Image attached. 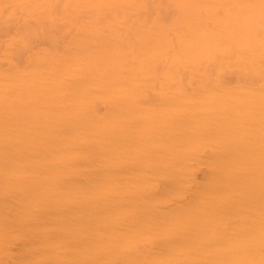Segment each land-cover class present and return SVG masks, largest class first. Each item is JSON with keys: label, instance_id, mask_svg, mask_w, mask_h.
Masks as SVG:
<instances>
[{"label": "rangeland", "instance_id": "obj_1", "mask_svg": "<svg viewBox=\"0 0 264 264\" xmlns=\"http://www.w3.org/2000/svg\"><path fill=\"white\" fill-rule=\"evenodd\" d=\"M255 21L262 27L255 28L252 24ZM140 26L145 29L149 40L151 36L159 39L150 55L137 46L141 39L138 32ZM96 32L104 34L106 49L120 56L118 49L128 44L129 48L123 53L139 70L133 71L138 89L131 98L135 110L130 113L134 118L132 123L124 122L126 115L114 108L113 101L105 95V89L94 87L93 81L90 82L94 79L93 75L89 78L83 75L78 78L66 76V68L84 66L86 53L94 48L84 47L83 37L89 40ZM191 42L198 43L195 49H199L193 50L194 44L189 45ZM189 55L194 60H188ZM34 68L39 72L36 89L45 90V96L59 95L63 101L58 111H74L83 105L88 108L84 112L87 116H95L104 123L118 124L116 130L105 138V144L111 147L110 153L105 149V161L100 160L102 156H97L103 148L98 143L71 150L62 143L56 146L55 151L42 150L34 159L35 163L48 162L54 152L63 156L66 149L75 157L72 161L77 162L86 154H92L85 162L68 167L66 182L53 183L56 188L60 187L56 197L61 204L64 200H73V208H67L69 211L54 204L56 197L50 201L42 199L43 192H35L49 189L55 177H49V172L32 170L28 161H25V166H29L30 172L24 176L19 192L28 190V193L34 191L32 193L35 194L22 199V193H15L12 186L21 183L14 174L17 166L9 160L8 152L1 154L0 150V264H44L41 260L49 261L48 264L60 261L64 264L65 254H72L71 248L68 252L65 245L68 248L72 245V256H75H71L65 264H108L109 228L124 238H135L136 242L133 254L111 258L115 264L154 261L183 264L191 256L181 247L187 235H176L169 250L160 254L155 233L169 223L168 214L177 207L188 206L193 195L214 204L231 190L228 182L218 181L207 197L204 182L212 168L221 169L224 166L226 169L237 163L235 158L223 162L213 155L218 138L224 133L229 134L226 122H235V113H228V108L242 109L230 96L231 93H238V90L253 92L264 87V0H0V73L10 74L12 70L24 73ZM252 75L259 79L248 78ZM60 78H66L68 82L59 93H54L48 84H44L45 81L48 83ZM126 85L125 82L117 84L121 88ZM82 90L88 94L75 98L68 96L71 91ZM27 93L26 102L31 104L26 111H41L40 92H34L35 95ZM253 114L262 122H251L248 129L242 131L241 140L236 139L242 144L250 138L264 141V108L255 109ZM159 117L161 119L157 121ZM121 134L129 138L121 139ZM80 135L84 136L81 131L77 136ZM145 140L146 145H143ZM119 145L123 148L122 152L115 149ZM172 148L176 155L171 154ZM255 152L256 156L257 153L260 157L263 155L261 160L264 162V146L258 147ZM132 158H135L133 162H129ZM147 158H152L153 162L147 161ZM166 172H171L169 177L165 176ZM259 176L257 170L246 168L239 179L246 182ZM5 191L10 193L5 194ZM124 196L135 200L128 202ZM112 200L114 204H109ZM15 202H22V207H16ZM132 213L137 214L134 220L130 218ZM57 214L64 217L63 223L67 222L64 226H61ZM215 216L218 213L211 210L210 217ZM37 217L39 221L42 217L44 223L48 221L47 225L42 220L38 222ZM153 217H156L155 220ZM251 218L247 211L236 215L225 214L223 235L231 240L241 239L238 229ZM33 219L38 222V227H35ZM24 221L30 224H24ZM31 223L37 234L29 238ZM53 224L60 228L58 234L55 232L59 228L54 231ZM131 227L134 228L132 231ZM143 227L148 229L140 232ZM50 228L58 238L52 237L53 234L48 231ZM236 230L238 232L234 233ZM42 238L45 239L43 243ZM50 238L55 245L50 243ZM46 240L53 247L49 248ZM123 242L130 241L124 239L122 246ZM29 243H33L34 248L27 246ZM54 246L64 249L57 250ZM85 255L88 256L82 257ZM50 258H53L52 261Z\"/></svg>", "mask_w": 264, "mask_h": 264}, {"label": "bare ground", "instance_id": "obj_2", "mask_svg": "<svg viewBox=\"0 0 264 264\" xmlns=\"http://www.w3.org/2000/svg\"><path fill=\"white\" fill-rule=\"evenodd\" d=\"M252 24L254 25L255 28L262 27V24L257 23L256 21L252 22ZM138 32H140L141 34V39L137 43V46L143 49L142 50L143 53L150 55L151 51H154L155 46L159 42V39L156 38L155 36H151V39L149 40V38H147L146 36L147 33L143 28V26L139 27ZM91 35L92 36L89 40L83 37L84 40L82 44L84 47L92 46L95 51L90 50L88 51V53H86L87 54V56L85 57L86 62H84V66L82 68H76L74 66L66 68V76L67 77L76 76V78H78L79 75H83L84 77L89 78L90 76L93 75L94 79L90 80V82L93 81L94 87L97 90L101 88L105 89L107 91L105 95L107 99L113 101L114 108L119 110L120 114L126 115V120L124 122L127 124L132 123L134 122V118L130 116V113L135 110L133 109L134 104L131 98L132 96L134 97V95L137 94V89H138V85L136 84L135 81L136 78L133 77V71L139 72V70L138 68H136L137 66L135 65V63H131L130 61H128V59L126 58V54L123 53L125 49L129 48V46L128 44H125L118 49L119 52H121V56H120L117 53L106 49L105 47L106 39L104 34H100L96 32L95 34L92 33ZM186 44L188 45V43ZM192 44H194L192 47L193 50L199 49V48L195 49L197 46H199L198 43L191 42L189 45ZM133 46L136 47L135 45ZM17 51L19 53H22V51L19 50ZM188 58H189L188 60L190 61L194 60V57L190 55L188 56ZM126 71L129 73L130 71H132V73L128 74ZM28 72L29 71L27 70V72L18 73L12 70L10 74L0 73V150L2 152L1 154H3L5 151L8 152L9 160L13 161L17 166V170L15 169L14 174L17 177V179L21 181V183L12 186L15 193H17L16 191L19 192V190H22V180L24 179V176L27 175V172L28 173L30 172L29 166H25L26 163L25 161H28L29 163L32 164L30 166L31 169L33 168L32 170H35L36 172H38L39 170L43 172H49L51 174L49 175V177H55L53 180H51L49 189L47 188V189L35 191L38 193L43 192L41 194L42 199L46 198L51 201L53 198H55L58 195L57 190L60 188V187L56 188V186H54L53 183L61 184V182L62 183L66 182L67 179H65V175L67 173L68 167H72L71 164L73 163H83L86 161V158L92 156V154L89 153V155L86 154V156L83 157L84 159L83 158L80 160L78 159L79 162L72 161L73 158L75 157L71 156L70 151L68 152L67 149L71 150L73 147L84 148V147H88L91 144L95 145L97 143L102 144L103 145L102 151L100 154H97V156H102L100 160L102 161L103 159V161H105L106 159H104L103 157L105 149L108 153H110L111 151V147L105 144V138L108 134L116 130V125L118 123H104L95 116H87L84 112L88 108L83 105L74 111H69V110H65L63 112L58 111V106H60L63 103V101L59 99V95L45 96V90L40 91V89H36L38 85V74H39L38 70L34 68L29 73ZM94 74H96L97 76H95ZM122 77H124V80H120ZM248 78H250L251 80L259 79V77L255 75H252ZM248 81L250 82V80ZM67 82L68 80L66 78H60L57 80L52 79L48 83L45 81L44 84H48V87L52 88L54 93H59L64 87H66ZM122 82H125L127 85L124 88L118 87L117 84ZM27 92L30 93L32 92L33 95H35L34 92H38V93L40 92L39 93L40 98L42 96L41 111L38 112L26 111V107L30 106L31 104L30 102H26L27 97H29ZM84 94H88V92L85 90L71 91L69 92L68 96L70 98H75L77 96H81ZM101 94L104 93L102 92ZM230 96L235 100V102L239 106H242V109L235 110L233 108H228V113L234 111L235 117L233 119L235 120V122L234 123H229L228 121L226 122L227 126L229 127V134L224 133L218 138L217 141L218 145L217 148L214 150L213 155L216 158H218L216 159L218 161L222 160L223 162H226L230 158H235L237 160V163L235 166L226 169L224 166L221 169L212 168L209 173V176L206 178V181L204 182V190L206 191V196L209 197L210 190L216 188L218 181L228 182L231 190L229 192H226V196L221 201L214 204H211L209 201L200 199V197L193 195L190 204L188 206L177 207L176 209L171 211L168 214L169 223L163 229H160L158 232L155 233V238L159 243L160 254H163L165 253V251L169 250V247L171 246L173 239L176 235L178 234H182L185 236L187 235V238L186 239L184 238L185 240L183 239L184 242L181 244V247L189 251L190 253L187 254H190L191 256H189L183 264H203V263L264 264V162H262L261 160L263 155L260 157L259 156L260 153H257L256 156V152H255V150L258 147L264 146V141L262 139L257 140L254 138H250L245 144L236 141V139L241 140L242 131L248 129V126L251 122L257 124H260L262 122V120L260 119L258 120L257 118H255L253 111L255 109L260 110L264 108V87L254 89L253 92H246V93L244 91H239V90L238 93L234 91L233 93H231ZM171 97L174 98V100L176 101L175 97L173 96ZM244 99H246V101H244ZM249 104L251 106H249ZM174 109L172 111H174ZM160 119L161 117L157 118V121H159ZM125 123H122V125L125 126L124 125ZM255 126L258 125H252L251 127H255ZM96 127H98V130H95ZM80 131L84 134V136L82 135H80L79 137L77 136L80 133ZM69 133H71L72 135H68ZM238 135H240V138H238L239 137ZM120 138L128 139L129 136L126 134H121ZM62 143L64 144V146H68L63 156L54 152V154H52L51 160H49L48 162H43V161L36 163L34 162V159L38 156V154L42 150L50 149L51 151H55L56 146L58 144L62 145ZM143 145H146V140L144 141ZM193 145L197 146V143L196 144L193 143ZM115 149L118 150L119 152L123 151V148L120 145L115 147ZM171 154L176 155V151L174 148L171 149ZM94 155L95 154H93V156ZM134 159L135 158L130 159L129 162H133ZM146 160L151 163L153 162L152 158H147ZM115 162H112V164H114ZM246 168H252L257 170L261 176L256 178H250L246 182L241 181L239 179V175L243 173ZM71 170L74 169L72 168ZM170 174L171 172H166L165 176L169 177ZM27 191L25 190L26 193L24 191L19 192L22 193L21 194L22 199L29 197L28 195L34 192V191H29L28 193ZM9 193L10 191H5V194H9ZM32 194L31 196H33ZM7 197L9 198V196ZM3 198L4 197L2 196V199ZM19 198L18 200H20ZM123 198L126 199L128 202L135 200V198L133 197L125 198L124 196ZM42 199L40 198L39 202ZM59 201L60 200L57 199L56 197L54 204L57 207L61 208L62 206L64 209L73 208L72 204L74 202L72 199L64 200L62 201V204ZM112 203L114 204V200H112L111 203L109 204ZM16 204H17L16 207H22V202ZM89 204L92 205V202H90ZM36 205L40 206V204H36ZM105 207L106 206L104 205L102 208L104 209ZM37 208L39 209V207ZM46 209L49 208H45V210ZM53 209H49V210L53 211ZM211 210H215L218 213V216L211 218L210 217ZM190 211H195V212L193 214H190L189 213ZM242 211L250 212V216H252V218L247 224L239 227L238 230H239V234L241 235V239L231 240L230 237L223 235V230H224L223 216L227 213L229 215L230 214L236 215L237 213ZM61 213L63 214V212ZM11 214H13L12 211ZM43 215L45 217L48 216L47 214L46 216L44 213ZM57 215L59 216V214ZM57 215L56 217L53 215L54 216L53 218L56 219ZM67 217L68 215L66 214L65 218L67 219ZM135 217H137V214L132 213L130 218L134 220ZM47 218H49V216ZM63 218H64L63 216L62 217L59 216V218L57 219L59 220V222L60 221L62 222ZM155 218L156 217H153V220H155ZM41 220L43 222L42 217ZM26 221H24V224L28 223V222L25 223ZM32 221L34 222L35 220L33 219ZM40 221L38 218V222ZM38 222L35 221V224ZM49 222L51 221L49 220ZM54 222L56 223V220ZM47 223L48 221L46 223L43 222V224L46 225ZM62 223L61 226H64L65 225L64 223L67 222L64 221L63 225ZM19 224L21 226L23 223L21 224L20 222ZM32 224L33 223H31V225ZM55 225L53 224V227L55 228L54 231L56 230V228H59L57 227L58 225H56V227ZM32 227H34V225H32ZM32 227H28L31 228L32 230V233L31 235H29V238L30 236H33L37 232L35 230L36 229L35 227H38L37 224L34 228ZM50 229L48 231H50L53 234L54 232L53 229L52 230ZM133 229L134 228L131 227L130 230L132 231ZM143 229H148V228L143 227L142 229H140L141 230L140 232H145L142 231ZM59 230L60 228L55 232V234L56 233L58 234ZM110 230H112V228L107 229L108 235H110L107 241L109 248L108 251L110 252L109 255L110 262H108V264H115L112 262L111 258L115 257L116 255L125 256V255L133 254V250L134 248H136V242L134 241L135 238L132 239L124 238L122 236L114 234ZM238 230L233 232L236 233L238 232ZM25 231L26 230H24V232ZM28 232H30V230ZM47 232L43 234H46ZM62 233H59V235L62 236L65 232L63 234ZM219 233L220 236H218ZM40 234H42L41 231ZM55 234H53L52 237H57L54 236ZM23 236L25 237L27 235H23ZM44 238H48V236L47 237L45 236ZM124 239H129L130 242L129 243L123 242L124 246H122L121 242ZM24 240L27 239L25 238L23 239V241ZM49 240L50 243L52 244L53 242H51V238ZM49 240H46L47 241L46 244H50L48 242ZM80 240H78V242ZM87 240H89V237H87ZM92 240L90 241V243L92 242ZM43 241H45V239L42 238V243ZM220 241H225V243ZM19 243H21V241H19ZM55 243L58 244V241L57 242L55 241ZM222 243H224V245ZM31 244L29 243L27 244V246H30ZM51 244L50 246L48 245L49 248L55 245L54 243L53 245ZM76 244L77 242L75 243V245ZM23 245L25 244L23 243ZM32 246L33 245H31V247ZM35 247L37 248V246ZM64 247L68 252L70 251L68 249L71 248L72 252H70V254L71 253L73 254L72 245L69 248L66 245ZM55 248L58 250L59 246L58 248L57 247ZM124 248H126V250H124ZM29 249L31 250V248ZM63 249L64 248L60 250ZM39 250L40 248L38 249V252H40ZM43 251L42 253L44 254L45 252ZM30 253L29 255L26 254L27 257L30 256ZM46 253L48 252L46 251ZM72 254L70 256L66 254L64 256L62 254L64 256V264L65 261L71 260L72 257L75 258V256H72ZM80 254L81 253H79V255ZM87 256L88 255L82 257H87ZM27 257L26 259H29ZM52 259L50 258L49 260L52 261ZM42 261L43 260H41V263L44 264L45 263L48 264L49 262V261L48 262L46 261L42 262ZM60 262L58 263L60 264ZM62 263L63 262H61V264ZM134 264H169V263L163 261H154V262H146V263L142 262V263H134Z\"/></svg>", "mask_w": 264, "mask_h": 264}]
</instances>
